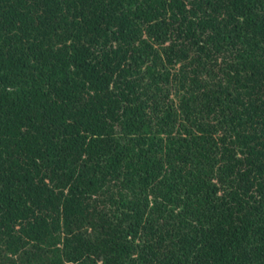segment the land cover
I'll list each match as a JSON object with an SVG mask.
<instances>
[{
	"label": "trees",
	"instance_id": "trees-1",
	"mask_svg": "<svg viewBox=\"0 0 264 264\" xmlns=\"http://www.w3.org/2000/svg\"><path fill=\"white\" fill-rule=\"evenodd\" d=\"M0 264H264V0H0Z\"/></svg>",
	"mask_w": 264,
	"mask_h": 264
}]
</instances>
